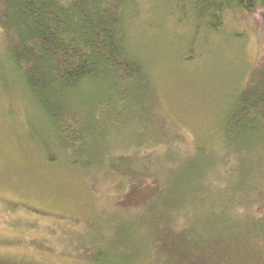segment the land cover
<instances>
[{
  "label": "rangeland",
  "instance_id": "obj_1",
  "mask_svg": "<svg viewBox=\"0 0 264 264\" xmlns=\"http://www.w3.org/2000/svg\"><path fill=\"white\" fill-rule=\"evenodd\" d=\"M139 1L141 15L132 27L143 26L130 31V47L146 63L160 102L154 94L147 99L132 94L106 111L96 96L90 106L92 95L74 96V114L88 143L85 155L82 149L69 152L75 164L67 161L26 92L0 29V262L88 264L75 249L81 237L90 243L144 247L152 240L150 230L172 228L178 214L190 217L184 234L171 239L177 244L212 241L223 237L222 230L224 237L235 236L231 226L198 229L207 225L210 211L229 210V199L209 180L223 176L225 189L237 194L262 180L264 132L224 150L232 163L227 174L216 167L219 156L193 160L195 155L173 149L172 141L182 143L175 139L182 135L212 152L222 145L227 109L264 63V10L255 15L230 11L218 35L202 33L195 40L187 26H177L173 17L167 21L170 0ZM46 145L54 161L45 153ZM158 156L163 159L156 163ZM114 157V166L128 177L109 169ZM122 158L130 162L122 163ZM157 177L162 193L133 218L125 211L130 210L125 209L129 196L144 186L143 194H151ZM144 260L140 257L136 264Z\"/></svg>",
  "mask_w": 264,
  "mask_h": 264
},
{
  "label": "trees",
  "instance_id": "obj_2",
  "mask_svg": "<svg viewBox=\"0 0 264 264\" xmlns=\"http://www.w3.org/2000/svg\"><path fill=\"white\" fill-rule=\"evenodd\" d=\"M142 3L145 5V0ZM170 6L166 8L167 21L169 17L175 18L177 26H187L197 40L202 33L218 35L230 11L258 14L264 10V0H170ZM139 7V0H0V29L7 38L10 61L70 164L76 162L69 152L82 149L85 155L88 145L74 114V96L92 95L89 106L96 96L106 111L132 94L142 99L149 94L158 97L146 63L130 47V31L141 25L133 30L134 20L141 15ZM251 77L222 119L224 137L216 152L190 144L182 135L175 137L182 143L172 141L173 149L185 156L195 155L193 160L219 156L216 167L227 174L232 163L230 157L223 155L224 150L238 140H252L264 132L263 60ZM157 100L160 102V98ZM186 148L192 152L185 153ZM43 149L54 161L49 147ZM144 151L147 157L149 152ZM168 152L169 148L166 156ZM116 158L109 159V169L128 177L114 166ZM156 159L157 163L163 158ZM121 161L130 162L126 158ZM209 181L223 191L222 197L229 199L226 203L229 210L222 214L210 211L207 225L198 229L231 226L234 237H224L227 233L222 230L223 237L212 241L192 239L177 244L171 239L184 234L190 217L178 214L172 228L157 225L150 230L152 240L144 247L134 246V242L90 243L87 237H81L75 248L78 258L88 264H136L140 257L145 258L144 264H264V178L251 182L250 188L241 194L225 189L223 176ZM144 188H137L125 206L130 209L125 211L135 219L142 216V205L162 193L158 177L154 186L149 187L153 189L151 194H143ZM239 229L240 234L235 232ZM212 235L218 233L214 231Z\"/></svg>",
  "mask_w": 264,
  "mask_h": 264
}]
</instances>
